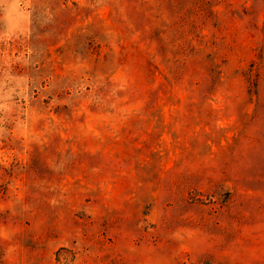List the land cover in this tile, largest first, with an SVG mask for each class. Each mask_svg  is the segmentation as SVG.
Segmentation results:
<instances>
[{
  "label": "rangeland",
  "instance_id": "374dc122",
  "mask_svg": "<svg viewBox=\"0 0 264 264\" xmlns=\"http://www.w3.org/2000/svg\"><path fill=\"white\" fill-rule=\"evenodd\" d=\"M0 264H264V0H0Z\"/></svg>",
  "mask_w": 264,
  "mask_h": 264
}]
</instances>
